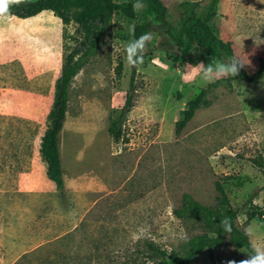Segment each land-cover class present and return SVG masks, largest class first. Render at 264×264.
I'll use <instances>...</instances> for the list:
<instances>
[{
	"label": "rangeland",
	"instance_id": "1",
	"mask_svg": "<svg viewBox=\"0 0 264 264\" xmlns=\"http://www.w3.org/2000/svg\"><path fill=\"white\" fill-rule=\"evenodd\" d=\"M161 2L170 30L149 31L117 140L107 127L127 94L133 67L123 46L133 20L115 12L96 54L72 77L57 133L61 185L53 178L48 133L57 114L62 33H73L75 24L61 23L58 2L30 15L0 16V264H152L147 241L169 251L180 235L206 232L171 209L183 192L212 205L215 181L237 210L236 225L254 226L251 245L264 241V71L206 88L209 81L192 67L202 63L201 50L184 54L171 39L183 16L206 18L250 75L264 62V0ZM203 88L209 104L175 133L184 101ZM140 227L147 236L134 241ZM244 255L225 238L214 261ZM188 264L211 261L203 250Z\"/></svg>",
	"mask_w": 264,
	"mask_h": 264
},
{
	"label": "trees",
	"instance_id": "2",
	"mask_svg": "<svg viewBox=\"0 0 264 264\" xmlns=\"http://www.w3.org/2000/svg\"><path fill=\"white\" fill-rule=\"evenodd\" d=\"M58 2L60 6L59 16L63 25L72 21L75 24L73 33H62V56L59 66L58 102L56 119L49 130V154L53 178L58 185H61L60 161L57 150V133L61 128L67 101V87L77 71L94 56L98 50L100 38L106 31L115 12H120L128 20H133L131 29L135 28L134 34L130 29V39L133 40L141 34L149 32L155 25L169 33L170 25L165 20V7L161 0H142L145 7L140 12L133 10L132 5L136 0H125L123 3H116L113 0H22L20 3L10 4L7 11L0 13V16L23 13L33 14L47 5ZM176 45L180 46L182 53L187 54L191 49L201 50V62L205 65L223 61L224 55L229 61L236 59L233 55L230 40H221L216 37L206 23V18H199L192 13L181 18V24L176 36L171 38ZM145 62V56H144ZM144 64V63H143ZM142 64V65H143ZM120 63L116 64L115 70L119 74ZM264 71V62L247 75L243 67L239 75L245 80H253ZM135 68L130 72L127 94L119 114L110 119L107 131L112 140L120 136L119 126L122 122L125 111L129 110L131 93L134 90ZM219 79L209 82L206 88L217 85ZM206 88L200 89L194 96L184 101L185 108L181 116L174 121V132L178 133L183 125L191 118L193 112L201 107L207 106L209 101L205 98ZM262 170V167H260ZM264 172V170H262ZM217 195L212 205L206 206L195 200L189 193H181L179 206L171 209L174 217L179 219H192L205 227L206 232L195 233L186 240H179L171 251H166L150 241L145 243L146 250L152 264H188L199 252L205 250L211 264H215L214 251L220 247L225 238L233 249H243L245 255L237 260L246 259L247 254L252 253V245L248 240L245 231L235 223L237 210L233 207L218 181L214 182ZM224 217L231 219L232 230L226 233L220 225ZM252 218L248 213L247 220Z\"/></svg>",
	"mask_w": 264,
	"mask_h": 264
},
{
	"label": "clouds",
	"instance_id": "3",
	"mask_svg": "<svg viewBox=\"0 0 264 264\" xmlns=\"http://www.w3.org/2000/svg\"><path fill=\"white\" fill-rule=\"evenodd\" d=\"M22 0H0V13L7 11L10 4L20 3ZM133 10L140 12L144 9L145 5L142 0H136V3L132 5ZM134 34L135 28L131 29ZM152 40V33L146 32L141 34L139 37L127 42L123 46L125 60L129 67H139L144 63V56L147 52L148 43ZM189 65H185L188 67ZM244 64L239 59H232L230 61H217L214 64H203L192 65V67L199 69V75L203 80L214 82L217 79L225 78L228 76H236L239 73L241 67ZM191 78V74L185 73ZM220 225L226 233H230L232 230L231 219L224 217L220 221ZM246 235L250 238L254 237L255 229L253 225H249L245 229ZM147 232L143 227L136 229L132 234L131 238L134 241L146 238ZM179 240H186V235H180ZM252 253L247 254V258L239 261V264H264V241H257L252 244ZM171 251V248H168ZM229 264H237L236 261H230Z\"/></svg>",
	"mask_w": 264,
	"mask_h": 264
},
{
	"label": "crops",
	"instance_id": "4",
	"mask_svg": "<svg viewBox=\"0 0 264 264\" xmlns=\"http://www.w3.org/2000/svg\"><path fill=\"white\" fill-rule=\"evenodd\" d=\"M32 165H33V163H32ZM32 165H30V167H32Z\"/></svg>",
	"mask_w": 264,
	"mask_h": 264
}]
</instances>
